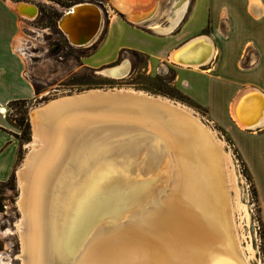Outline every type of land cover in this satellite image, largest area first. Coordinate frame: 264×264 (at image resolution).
<instances>
[{
    "label": "bare ground",
    "instance_id": "obj_1",
    "mask_svg": "<svg viewBox=\"0 0 264 264\" xmlns=\"http://www.w3.org/2000/svg\"><path fill=\"white\" fill-rule=\"evenodd\" d=\"M184 1L187 0H180L177 5ZM139 13L129 11L127 16L144 24L154 11ZM101 24L98 9L82 6L68 10L60 22L68 31L66 35L80 42L77 46L90 44ZM211 52L210 40L197 37L175 50L172 61L196 68L208 62ZM130 68L125 61L108 66L101 73L121 79ZM254 96L257 107L252 108V100H244L238 106V119L249 128L256 126L244 116H249L250 109L257 115L264 106L260 102L264 96ZM57 99L33 110L32 151L18 172L23 264H251L256 254L253 234L249 230L250 239L243 247L238 232L242 226L236 222L238 212L251 229V214L241 199L240 183L245 180L237 173L225 142L200 122L193 110L132 88L93 89ZM78 146L83 147L86 156L78 155ZM77 159L86 163L85 173L79 176L72 172L76 162L80 164ZM87 161H101L105 167L118 165L117 177L110 178L112 183L121 175L135 179L136 172L131 168L137 162L144 177L151 176L145 165L154 166L162 174L155 189L144 193L142 190L150 187L146 182L134 189L132 197L138 195L134 199L138 202L129 214H123L122 219L116 215L109 220H96L94 231L82 240V235L66 237L71 229L64 231L66 235L57 232V218L52 214L63 205L61 201L68 203L79 193L78 180L82 175L86 185V179L100 178L102 171L92 173ZM168 165L170 171L164 173ZM66 175L74 177L64 183ZM112 185L105 182L102 189ZM127 193L124 190L120 197L127 198ZM103 195L110 204L98 207L100 216L116 201L113 192ZM83 218L81 221L77 216L71 217L69 227L78 232L91 225L89 217Z\"/></svg>",
    "mask_w": 264,
    "mask_h": 264
},
{
    "label": "crops",
    "instance_id": "obj_2",
    "mask_svg": "<svg viewBox=\"0 0 264 264\" xmlns=\"http://www.w3.org/2000/svg\"><path fill=\"white\" fill-rule=\"evenodd\" d=\"M107 1L101 5L104 31L99 40L86 45L94 47L83 55V64L97 69L127 59L132 67V53L144 55L152 72L172 69L178 88L227 127L246 161L248 157L264 158V106L257 115L250 109L249 116H244L255 128L238 119V106L244 100H252L255 108L258 99L254 95L264 96V0H187L179 6L180 0ZM37 3L0 0V181L14 174L20 146L18 127L8 109L11 103L38 92L32 72H44V64H34L21 47L23 27L37 23L38 16L31 17L32 5L40 14ZM152 10L154 14L144 24L126 16L129 11ZM200 36L211 42L213 55L207 63L195 68L171 61L175 50ZM260 102L264 104V100ZM261 202L264 222V193Z\"/></svg>",
    "mask_w": 264,
    "mask_h": 264
},
{
    "label": "rangeland",
    "instance_id": "obj_3",
    "mask_svg": "<svg viewBox=\"0 0 264 264\" xmlns=\"http://www.w3.org/2000/svg\"><path fill=\"white\" fill-rule=\"evenodd\" d=\"M82 1L84 0H38L40 14L37 15V23L31 24L30 28L23 27L22 52L28 55L34 64L37 61L43 63L44 72L41 70L32 72L34 80L38 83V92L27 100L11 103V107L8 109L14 125L18 127L16 136L20 146L14 174L8 180L0 181V264H23L21 258L22 240L18 228L22 221V212L19 206L21 185L18 172L32 151L31 143L34 140V131L31 114L33 110L62 96L93 89L121 88L145 91L154 96L168 98L175 103L179 102L191 111L193 110V115H198L200 122L205 126L208 125L209 129L215 131L216 137L225 142V149L231 152L237 173L245 180L244 184L240 183L241 199L247 204L251 214V229H249L244 217L240 218L239 213L236 212V222L241 223L242 226L239 227L240 229L238 228V232L241 234V244L246 248L247 241L250 239L248 232L251 230L252 241L256 248L255 257L251 258V264H264V222L261 205V195L264 193V158L248 157L247 162L238 151L227 127L222 122L215 120L207 107L196 103L178 88L172 69L164 70L165 72H152L147 67L144 55L132 53L129 55L133 60V66L125 78L115 79L101 73V70L108 66L120 65L124 59L97 69L85 66L83 55L91 51L94 46L69 44L57 26L58 18L64 9L82 3ZM97 1L86 0L91 3ZM107 2V0H103L102 4ZM108 9L113 11L110 6ZM103 29L104 24L96 36L98 40ZM51 37L53 38L50 40ZM53 41L59 42L61 45V58L58 55L53 57L47 55V45ZM125 58L129 57L125 56ZM242 233L245 238H242Z\"/></svg>",
    "mask_w": 264,
    "mask_h": 264
},
{
    "label": "water",
    "instance_id": "obj_4",
    "mask_svg": "<svg viewBox=\"0 0 264 264\" xmlns=\"http://www.w3.org/2000/svg\"><path fill=\"white\" fill-rule=\"evenodd\" d=\"M81 2V1H80ZM86 1H82V3H85ZM93 3V2H92ZM90 3V4H79V5H74L72 6L70 9H66V11H63V13L59 16L58 21H57V26L59 28V30H62L65 38L67 39V41L69 42V44L73 45V46H77L80 45V42L74 41L72 39H70L69 36H67L66 34H68V31L66 29H64L61 25L60 22L62 21V19L64 17H66V14L68 12V10H72L73 8H76L77 6H82L85 7L87 9H98L102 15V24H103V14H104V10L103 7L100 4H96V3ZM33 7V12L32 14H36L38 12V7L36 5H32ZM127 16V15H126ZM130 21L134 22L133 20H131L130 18H128ZM101 24V26H102ZM97 34V32L89 39L91 40L95 35ZM87 40V42L89 41ZM94 40V39H93ZM92 40V41H93ZM126 61V65H129L130 68V63L129 61L123 60L120 62V64L124 63ZM60 99V98H59ZM58 100V99H57ZM48 105V104H47ZM83 152V147L78 146V155L79 156H86ZM78 156V157H79ZM164 157L167 160V155L165 154ZM121 160V159H120ZM77 161L80 163V160L77 159ZM138 161V160H137ZM87 163H89L88 167L91 169L92 173H98L99 171H102V173L100 174V178H93L90 177L88 179H86V181H89V184L86 185L85 184V175H82L80 180H78L79 184H78V188H79V193H77L74 197L73 200H70V202L68 203H63L61 201V203L64 205H60L56 208V211L52 214V216H55L57 218V222L55 224L56 225V231L57 232H66L68 229H71L70 232H68L66 237H72L75 235H82V240H85L87 235H90L91 232L94 231L95 229V224L97 223L96 220H99L102 217H107V220L113 218L114 216L118 215V218L122 219L123 214L127 215L130 213L131 210L135 209L136 206L134 204H136L138 201H135L134 199H136L138 197V195H135L134 197H132L133 191L136 187L141 186L140 184L142 182H146L149 183L150 187L143 189L142 191H144V193L146 192V190L150 189L152 190L153 188L155 189L156 186H158L157 183V179L161 176L162 173L160 172H156V170L154 169V166H146L145 168H149L150 172L149 174L151 175L149 178H147L148 176H143V168L142 166H140L137 162V164L135 165V167L133 166L132 169H134V171L136 172V177L135 179L131 178H127L124 177L123 175H121L119 178H117L115 180L114 183H112V180H110V178L118 175L119 171V166L116 164H112L109 168L105 167V165L100 161V162H96L94 164L90 163L89 161H87ZM85 162L84 163H80L78 164L76 162L75 166L76 168H74L72 170V172L76 173L77 176H79L82 172V174L85 173ZM91 164V165H90ZM168 164V162H167ZM104 168H106L105 171ZM87 169V168H86ZM143 173H142V172ZM158 171V170H157ZM170 171V167L169 165L167 166L166 170L164 173H169ZM74 176L70 177L69 175H66L64 177V183H67L70 181V179H73ZM103 180V181H102ZM102 181V182H101ZM105 182H107L109 185L113 184L112 187H108L107 190L102 189L104 187ZM93 184H98L97 187L95 188H89L88 186H91ZM129 185L130 187L128 189H126V186ZM116 188H113V187ZM59 187H63V185L60 183ZM125 190V192H128V196L127 198H121L120 197V193L123 192ZM113 192L115 194V203L113 205H109L107 206L108 209H105L104 212L102 213L103 215H99V212L101 209H99L98 207H100V205H108L110 203H108L107 201V196H104L103 193H111ZM55 193L57 194L58 191L55 190ZM132 193V194H131ZM131 194V195H129ZM66 204V205H65ZM102 208V207H100ZM123 212V213H122ZM122 213V214H121ZM84 215H86L87 217H89L92 221H91V225L84 227V229L79 230L78 232H76V230H73L72 226L71 228L69 227V223H71V217L73 216H77L78 220L81 219L84 220ZM109 218V219H108ZM77 220V221H78ZM106 220V219H105ZM69 231V230H68ZM64 232V233H65ZM63 233V234H64ZM66 235V233H65ZM69 239V238H68ZM82 244V242H81ZM80 244V245H81Z\"/></svg>",
    "mask_w": 264,
    "mask_h": 264
},
{
    "label": "flooded vegetation",
    "instance_id": "obj_5",
    "mask_svg": "<svg viewBox=\"0 0 264 264\" xmlns=\"http://www.w3.org/2000/svg\"><path fill=\"white\" fill-rule=\"evenodd\" d=\"M43 32H45V30ZM52 38L53 37H51L50 40ZM50 40H48V41H50ZM47 47L48 48H47L46 51H47V55L48 56H52L53 57V56L58 55L59 58H61V54H60L61 45H60L59 42H56V41L50 42V43H48Z\"/></svg>",
    "mask_w": 264,
    "mask_h": 264
},
{
    "label": "built area",
    "instance_id": "obj_6",
    "mask_svg": "<svg viewBox=\"0 0 264 264\" xmlns=\"http://www.w3.org/2000/svg\"><path fill=\"white\" fill-rule=\"evenodd\" d=\"M84 1H86V0H84ZM93 3L103 5V4H102V3H103V0H98L97 2H93ZM38 11H39V9H38ZM38 13H39V12H37L36 14H32L31 17H36V16L38 15Z\"/></svg>",
    "mask_w": 264,
    "mask_h": 264
}]
</instances>
